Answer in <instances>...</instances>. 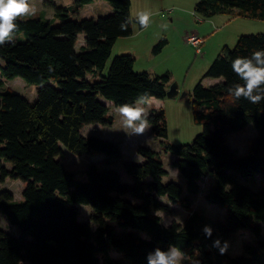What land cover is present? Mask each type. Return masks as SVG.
Masks as SVG:
<instances>
[{"label":"trees","instance_id":"obj_1","mask_svg":"<svg viewBox=\"0 0 264 264\" xmlns=\"http://www.w3.org/2000/svg\"><path fill=\"white\" fill-rule=\"evenodd\" d=\"M91 1L64 5L45 0L54 9L53 17L18 20L14 43L0 46V86L15 76L39 85L33 103L12 88L0 90V181L9 177L24 183L21 199L8 190L0 192V212L20 232L14 236L0 228V264H147L149 252L169 245L200 264H264V101L252 104L228 94L231 85L243 83L231 62L264 49V31L242 33L234 47L225 45L204 73L221 79L195 84L193 118L203 123V130L192 142L168 141L164 109L149 110L151 133L161 138L164 152L176 156L173 165L185 179L190 195L182 198L184 187L163 180L168 171L158 151L146 146L137 148L142 162L119 163L122 173L90 162L86 178L78 179L63 162L64 148L75 154L122 156L111 141L81 132L89 123H112L100 96L121 105L142 94L164 98L169 87L168 72L152 76L146 70L135 71L131 53L115 55L103 72L115 40L133 32L132 1L107 0L113 11L97 18L70 16ZM194 10L209 17L226 13L264 19V0H198ZM125 21H130L127 30H121ZM79 33L85 37L77 50ZM167 42L162 37L154 49ZM89 74L99 78L92 80ZM249 123L257 137L239 156L229 146L228 135ZM256 174L261 176V190L243 180ZM124 175L131 183L123 182ZM206 175L215 183L203 198L226 207L225 220L195 209L183 221L165 224L158 211L174 210L160 196L189 207ZM76 203L91 206L90 221L78 220ZM205 225L213 229L211 238L202 231ZM239 229L255 236L243 242L241 254H220L212 247L215 239L223 245ZM110 249L121 255L112 257Z\"/></svg>","mask_w":264,"mask_h":264},{"label":"rangeland","instance_id":"obj_2","mask_svg":"<svg viewBox=\"0 0 264 264\" xmlns=\"http://www.w3.org/2000/svg\"><path fill=\"white\" fill-rule=\"evenodd\" d=\"M45 0H29L34 12L30 17L47 16L52 18L54 9L47 5ZM153 1V0H151ZM160 1V0H157ZM186 4L190 0H184ZM57 4L69 5L73 0H55ZM193 4L189 7L183 4L167 3L159 5L158 9L153 11L149 16L148 25L141 27L136 22L138 13L147 12L146 0H132L131 14L133 17V35L118 37L112 47L110 57L107 60L103 72L106 73L112 58L121 53H131L135 57L133 68L135 71L146 70L150 75L155 76L168 72L170 75L169 85L176 84L178 94L175 96H166L159 100L157 97H150L146 107L151 110L152 107L157 109L163 108L168 125L167 140L173 143L192 142L194 137L203 130V123L196 122L193 118V88L198 81L204 85L213 84L219 80L214 77L204 76L206 69L213 59L221 52L222 48L227 45L234 47L237 39L242 33H252L264 31V19L249 18L243 16H229L226 13H217L213 16H205L194 10ZM170 9V10H169ZM113 11L112 6L107 0H93L89 3L82 4L77 10L70 14L74 19L81 17H95L109 14ZM56 22L57 19H53ZM141 27V29L139 28ZM197 34L204 38L200 51L197 46L188 40V36ZM84 33H79L76 49L84 43ZM166 37L168 42L160 49H154V46L162 38ZM94 80V77L89 74ZM221 79V78H220ZM3 88H12L26 97L29 102L33 103L37 99L38 84L29 83L21 76L6 78ZM187 92L185 97L180 98L181 93ZM99 99L108 106L106 116H112V123L103 124L100 122L89 123L83 126L81 132L83 135H96L103 139L109 140L116 144L122 151L121 157L107 156L105 153L92 151L90 153L75 154L64 148L63 162L67 168L72 169L78 179H85V169L90 162H95L100 169L117 170L121 173L123 169L119 166L121 161L142 162L141 155L137 152L139 146H146L158 151L168 173L163 180H174L184 187L182 198L187 197L189 192L186 190L185 179L179 174L173 161L176 156L172 152H164L162 149L161 138L151 133V128L144 135L129 136L121 130L123 125L118 113V106L111 100L102 96ZM257 137L254 126L249 123L243 129L234 131L228 135L229 146L239 155L244 156L247 151L248 142ZM9 167V164L6 163ZM244 183L252 185L255 190H261V176L256 174L254 178H243ZM124 183H131V179L123 178ZM201 190L196 196L193 204L189 207L182 202H173L166 196H160V199L168 203L169 207L174 210V214H169L164 210L158 211L162 216L165 224L171 223L172 220L183 221L184 218L192 211L199 210L208 217L216 220H225L227 208L216 203H211L203 198V193L208 187L215 183L214 179L204 176L199 181ZM24 183L21 179L6 178L0 181V192L8 190L13 193L15 199H21V192ZM79 209L78 220L81 222L90 221L93 209L91 206L83 203H76ZM92 226H95L91 222ZM0 228L5 229L14 236H19L20 232L16 225L11 224L3 213L0 212ZM262 231L264 235V222H262ZM120 230V228H117ZM255 239L254 234L249 229H239L227 240V253L241 254L243 242ZM112 257H118L121 253L115 249H110ZM26 263V262H24ZM187 264V262H184Z\"/></svg>","mask_w":264,"mask_h":264},{"label":"clouds","instance_id":"obj_3","mask_svg":"<svg viewBox=\"0 0 264 264\" xmlns=\"http://www.w3.org/2000/svg\"><path fill=\"white\" fill-rule=\"evenodd\" d=\"M33 8L29 0H0V46L14 43V34L18 31L17 21L33 15ZM150 14L147 12L138 13L136 22L141 27L148 25ZM130 21L123 22L121 30H127ZM232 71L243 83H235L228 88V94L234 100L241 98L252 104H259L264 101V49L254 51L251 56H238L231 62ZM51 71V66H49ZM147 94L137 97L134 102L124 103L118 106V113L121 117L122 129L129 136L144 135L151 128L149 120L150 112L146 107L148 103ZM203 233L206 238H211L213 229L205 225ZM212 247L218 248L220 254H224L228 248V242L219 238L215 239ZM147 264H200L199 260L189 257L179 247L169 245L167 250L157 247L149 252Z\"/></svg>","mask_w":264,"mask_h":264},{"label":"crops","instance_id":"obj_4","mask_svg":"<svg viewBox=\"0 0 264 264\" xmlns=\"http://www.w3.org/2000/svg\"><path fill=\"white\" fill-rule=\"evenodd\" d=\"M132 1V0H131ZM198 0H190L188 1V4H186V2L184 0H160V1H157V0H146V6H147V9L149 10L148 7H150V10H149V14L153 13V11L157 10L158 9V6L159 5H164V4H167V3H172V4H176V3H179V4H183L184 6L186 7H189L191 4L195 5V3L197 2ZM131 8H132V5H131ZM170 10V9H169ZM47 17V16H45ZM56 22H58V19L56 20ZM141 29V27H139ZM135 29L133 27V32H132V35L134 33ZM131 36V35H130ZM190 36V35H189ZM188 36V37H189ZM187 37V38H188ZM214 79L216 80H220V77H214ZM159 100H162V98H158ZM141 158L142 160L144 159V157L141 155ZM204 194V193H203ZM227 241V240H226Z\"/></svg>","mask_w":264,"mask_h":264},{"label":"water","instance_id":"obj_5","mask_svg":"<svg viewBox=\"0 0 264 264\" xmlns=\"http://www.w3.org/2000/svg\"><path fill=\"white\" fill-rule=\"evenodd\" d=\"M178 89L176 87V84L175 83H172L169 85L168 89H167V92H166V96H175L178 94ZM185 95H187V92H183L181 93L180 95V98H183L185 97Z\"/></svg>","mask_w":264,"mask_h":264},{"label":"built area","instance_id":"obj_6","mask_svg":"<svg viewBox=\"0 0 264 264\" xmlns=\"http://www.w3.org/2000/svg\"><path fill=\"white\" fill-rule=\"evenodd\" d=\"M188 40H190L193 44L197 46V50L200 51L201 49V44L204 42V38L201 36H198L197 34H191L188 37Z\"/></svg>","mask_w":264,"mask_h":264}]
</instances>
